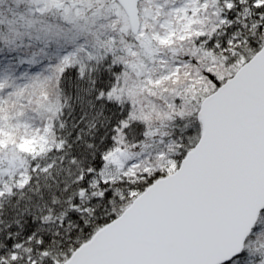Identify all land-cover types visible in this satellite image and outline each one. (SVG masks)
Segmentation results:
<instances>
[{
  "label": "snow or ice",
  "instance_id": "snow-or-ice-1",
  "mask_svg": "<svg viewBox=\"0 0 264 264\" xmlns=\"http://www.w3.org/2000/svg\"><path fill=\"white\" fill-rule=\"evenodd\" d=\"M0 264H264V0H0Z\"/></svg>",
  "mask_w": 264,
  "mask_h": 264
}]
</instances>
